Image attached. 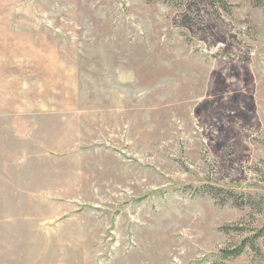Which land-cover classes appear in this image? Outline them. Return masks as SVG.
<instances>
[{
	"label": "rangeland",
	"instance_id": "rangeland-1",
	"mask_svg": "<svg viewBox=\"0 0 264 264\" xmlns=\"http://www.w3.org/2000/svg\"><path fill=\"white\" fill-rule=\"evenodd\" d=\"M0 264H264V0H0Z\"/></svg>",
	"mask_w": 264,
	"mask_h": 264
},
{
	"label": "trees",
	"instance_id": "trees-1",
	"mask_svg": "<svg viewBox=\"0 0 264 264\" xmlns=\"http://www.w3.org/2000/svg\"><path fill=\"white\" fill-rule=\"evenodd\" d=\"M259 236H260V235H259ZM243 247H244V246H243ZM243 247H241V248L239 249V251H237V253L234 254L232 257H238V256L240 255V253L242 252ZM252 248H253V246H252ZM254 248H257V247L254 246ZM228 257H229V256H228ZM228 257H226V258H228Z\"/></svg>",
	"mask_w": 264,
	"mask_h": 264
}]
</instances>
